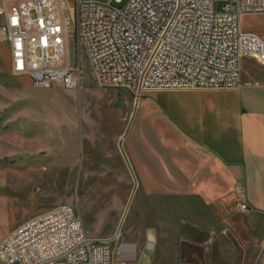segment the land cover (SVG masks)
<instances>
[{"label": "rangeland", "instance_id": "rangeland-1", "mask_svg": "<svg viewBox=\"0 0 264 264\" xmlns=\"http://www.w3.org/2000/svg\"><path fill=\"white\" fill-rule=\"evenodd\" d=\"M64 3L63 16L72 25L76 0ZM224 3L217 0L216 10ZM241 27L264 37V13L241 15ZM73 37L70 32V55ZM252 76L264 77V68L244 56L240 83ZM81 77L76 88L36 87L28 76L11 74L9 49L0 43V241L31 215L67 203L80 213L88 237H113L111 252L123 243L135 246L136 258L125 259L127 264H145L142 252L148 247L147 264H204L197 241L225 248L226 259L210 255L207 264H264V220L247 222L252 211L242 214L235 198L233 217L220 220L199 196L186 192L183 174L169 180L171 151L187 144L162 126L169 120L180 127L175 118L197 109L161 94L172 90L137 96L123 87H99L85 63ZM205 90L214 91L208 97L219 111L213 115L229 114L235 94ZM161 98L170 103L166 113ZM249 193L258 195L252 186Z\"/></svg>", "mask_w": 264, "mask_h": 264}, {"label": "built area", "instance_id": "built-area-1", "mask_svg": "<svg viewBox=\"0 0 264 264\" xmlns=\"http://www.w3.org/2000/svg\"><path fill=\"white\" fill-rule=\"evenodd\" d=\"M76 0L72 25L64 0H0V43L10 72L36 87L76 88L85 63L99 87L137 96L153 90L237 89L241 59L264 65V37L241 15L264 13V0ZM74 51L70 55L69 35ZM247 210L242 184L234 187ZM111 238L88 237L75 206L31 215L0 241V264H127Z\"/></svg>", "mask_w": 264, "mask_h": 264}, {"label": "crops", "instance_id": "crops-1", "mask_svg": "<svg viewBox=\"0 0 264 264\" xmlns=\"http://www.w3.org/2000/svg\"><path fill=\"white\" fill-rule=\"evenodd\" d=\"M259 66L264 68V65ZM241 81L237 89L228 91L233 92L236 99L225 117L212 113L219 111L214 99L208 97L214 91L191 89L161 92L172 96L181 106L197 109L192 116H175L180 127L165 119L162 128L170 129L175 137L187 144L185 150L176 147L174 152L171 151L168 179L178 180L183 174L186 192L199 196L209 211L220 220L233 217L232 213L236 212L234 187L238 183L242 184L250 207L242 214L252 211L249 218L245 219L251 223V220L256 222L259 218L264 220V77L252 76L250 80ZM240 97L248 106L247 109L240 108ZM160 101L166 113L170 103L162 98ZM135 105H138L136 100ZM251 186L258 193L256 197L249 193ZM156 187L157 191L163 190L161 183ZM226 201L232 202L226 205ZM197 229L207 231L199 227ZM122 245L128 247L126 254L121 251ZM194 245L202 249L204 264L208 263L210 255L216 256L221 262L226 259L225 248L219 243L211 247L207 241H197ZM133 247L132 243H123L118 248L119 254L126 258ZM158 264L165 263L160 261ZM175 264L190 263L180 261Z\"/></svg>", "mask_w": 264, "mask_h": 264}, {"label": "water", "instance_id": "water-1", "mask_svg": "<svg viewBox=\"0 0 264 264\" xmlns=\"http://www.w3.org/2000/svg\"><path fill=\"white\" fill-rule=\"evenodd\" d=\"M150 254H151L150 247H148L147 249H144V251L142 252V257H146L145 264H147ZM135 258H136V251H135V247H133V250L131 251V254L128 256V259L134 260Z\"/></svg>", "mask_w": 264, "mask_h": 264}, {"label": "bare ground", "instance_id": "bare-ground-1", "mask_svg": "<svg viewBox=\"0 0 264 264\" xmlns=\"http://www.w3.org/2000/svg\"><path fill=\"white\" fill-rule=\"evenodd\" d=\"M86 198V197H85ZM93 202V201H92ZM88 209V208H87ZM87 213V212H86ZM86 213H84V214H86ZM87 217H88V215H87ZM119 235V234H118ZM119 251V250H118ZM121 251L123 252V254H126L127 253V251H128V247L127 246H125V245H122V247H121ZM131 254V253H130ZM129 256V255H128ZM128 256H126V258H128Z\"/></svg>", "mask_w": 264, "mask_h": 264}]
</instances>
